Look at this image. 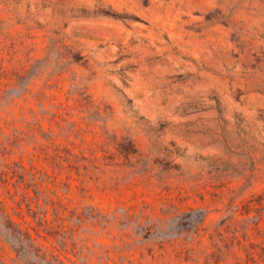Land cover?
<instances>
[{"label": "rangeland", "instance_id": "374dc122", "mask_svg": "<svg viewBox=\"0 0 264 264\" xmlns=\"http://www.w3.org/2000/svg\"><path fill=\"white\" fill-rule=\"evenodd\" d=\"M0 203L53 264H264V0H0Z\"/></svg>", "mask_w": 264, "mask_h": 264}, {"label": "trees", "instance_id": "16d2710c", "mask_svg": "<svg viewBox=\"0 0 264 264\" xmlns=\"http://www.w3.org/2000/svg\"><path fill=\"white\" fill-rule=\"evenodd\" d=\"M43 220V219H42ZM47 222L46 220H43ZM0 236H3L23 257L30 255L27 264H53L47 255L33 243L34 238L28 229H22L4 210L0 203Z\"/></svg>", "mask_w": 264, "mask_h": 264}]
</instances>
